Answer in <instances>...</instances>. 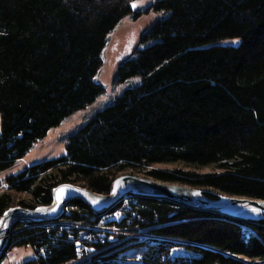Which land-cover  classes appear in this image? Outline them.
I'll return each mask as SVG.
<instances>
[{
    "label": "trees",
    "instance_id": "trees-1",
    "mask_svg": "<svg viewBox=\"0 0 264 264\" xmlns=\"http://www.w3.org/2000/svg\"><path fill=\"white\" fill-rule=\"evenodd\" d=\"M134 1L0 0V172L105 91L97 80L104 50L127 16L159 15L117 69L116 82H142L73 134L62 156L8 176L0 221L16 205L51 204L60 184L109 193L123 173L208 188L214 199H264V0H158L137 12ZM236 38L239 44L224 42ZM176 162L214 172L152 168ZM126 200L125 217L109 224L153 236L122 248L141 261L121 247L110 251V241L97 246L104 252L92 264H264V218L157 197ZM124 201L97 213L75 200L58 222H19L10 247L34 249L26 264L72 263L87 226L117 215ZM180 246L192 254L173 257Z\"/></svg>",
    "mask_w": 264,
    "mask_h": 264
},
{
    "label": "rangeland",
    "instance_id": "rangeland-1",
    "mask_svg": "<svg viewBox=\"0 0 264 264\" xmlns=\"http://www.w3.org/2000/svg\"><path fill=\"white\" fill-rule=\"evenodd\" d=\"M157 1L158 0H135L132 3V6L134 12H137L138 10L147 7ZM158 18L159 15L155 13L144 15L138 20H135L132 15H130L127 16L119 24V26L109 36L107 47L104 50V65L100 71L101 73L97 77L99 83L106 85L105 91L92 104L84 109L75 111L74 113L66 117L59 125L50 129L48 134L44 138L36 142L31 150L23 158L17 160L10 168L0 172V182H2V184L0 185V187L2 188L0 189V192L3 190V188L5 189L7 187V185L5 186V184L3 183L8 176L18 174L20 171L31 165L43 163L62 156L67 151V145L69 143L70 137L73 134H75L79 129L86 125L91 120V118H93L99 111L113 104L116 98L119 97L128 88L135 87L142 82L141 76L132 77L124 82H116V74L119 67V58L123 52H126V50H124L125 43H127V41L129 40L137 38L136 46H134V48L132 47L133 53L131 54V57L135 55L138 49L142 47L140 42L141 39L139 38L141 37L140 33L148 30L154 23V21ZM240 41L241 40L239 38L224 40V42H233L235 44H239ZM1 129L2 116L0 114V133ZM152 168L163 170L183 169L186 171H196L199 173L214 172V169L212 167H195L181 162L156 164L152 166ZM185 186H188L191 190L195 191L197 195L203 197H207L205 195V191L213 192V190L208 188L193 187L190 185ZM16 197L18 201L25 198L23 194H16ZM128 208V200H125L120 209L122 210V212L126 213ZM116 217L119 218L118 215L103 218V221L98 225V228L101 230L107 229L108 227L110 228V233L113 235L110 238L112 239L114 245L112 246V248H109L110 251L121 247L119 249L120 252L126 251L123 252L122 255H128L129 259H131L132 257L135 258V254H131L133 251L132 248H122L127 246L129 242V244H132L133 242L137 243L139 241H147L149 239H152L153 236L145 232L136 234H131L132 232L129 231L123 232V230L120 229L119 226L112 228L109 223L114 221L112 219ZM85 234L86 233L83 234L82 238L85 236ZM147 236L148 238L146 239ZM191 254V251L183 246L177 247L172 251L173 257L179 255L189 256ZM34 258H36V253L31 246H12L9 247V249L6 251L5 255L0 260V264H26V262L33 260Z\"/></svg>",
    "mask_w": 264,
    "mask_h": 264
},
{
    "label": "water",
    "instance_id": "water-1",
    "mask_svg": "<svg viewBox=\"0 0 264 264\" xmlns=\"http://www.w3.org/2000/svg\"><path fill=\"white\" fill-rule=\"evenodd\" d=\"M145 32L147 30L140 33L141 37ZM141 37L139 38L141 39ZM136 39L125 43L124 50L126 52L120 56L119 65L131 57L132 47L134 48L137 44ZM130 196L169 199L183 205L244 220L264 218V199L232 196L224 193L217 194L215 199L203 197L192 193L191 189L185 185L167 183L135 173H123L113 180L109 193H99L85 186L64 183L54 188L53 201L49 205L36 208L18 205L8 209L0 221V260L9 249L11 238L16 232L15 228L19 222L53 223L64 217L66 208L75 200H82L93 211L103 213Z\"/></svg>",
    "mask_w": 264,
    "mask_h": 264
},
{
    "label": "built area",
    "instance_id": "built-area-1",
    "mask_svg": "<svg viewBox=\"0 0 264 264\" xmlns=\"http://www.w3.org/2000/svg\"><path fill=\"white\" fill-rule=\"evenodd\" d=\"M71 208H73V206ZM68 211H69V206L66 209V213H68ZM121 212H122V210H119L117 213L119 218H117V217L116 218L118 220L125 217V215H126L125 212H122L123 215ZM73 225L75 227L83 226L82 223L73 224ZM98 225L99 224H96L94 226H87L90 231H87L83 238L76 240V245H77L78 251H79V257H78V259H76V261L69 263V264H92V262L94 261V258L96 256H98L99 254H101L102 252H104L103 250L98 249L97 246L99 244L106 245L110 241H111V243H113L112 239L110 238L111 236H113L110 233V228L107 226L108 227V228L106 227L107 229L101 230L98 228ZM111 226H112V228L117 227L116 225H111ZM120 229L123 230V228H120ZM114 231H115V228H114ZM124 231H126V230H123V232ZM133 233L136 234V232H132L131 234H133ZM138 233H141V232H138ZM112 246H114V245L112 244L108 248H111ZM134 260L135 261H141V257L137 256L134 258Z\"/></svg>",
    "mask_w": 264,
    "mask_h": 264
},
{
    "label": "bare ground",
    "instance_id": "bare-ground-1",
    "mask_svg": "<svg viewBox=\"0 0 264 264\" xmlns=\"http://www.w3.org/2000/svg\"><path fill=\"white\" fill-rule=\"evenodd\" d=\"M191 192L194 193V194H196L195 191H193V190H191ZM196 195H197V194H196ZM144 234H145V233H144ZM147 238H148V236L146 237V239H147ZM146 239H144V240H146Z\"/></svg>",
    "mask_w": 264,
    "mask_h": 264
},
{
    "label": "snow or ice",
    "instance_id": "snow-or-ice-1",
    "mask_svg": "<svg viewBox=\"0 0 264 264\" xmlns=\"http://www.w3.org/2000/svg\"><path fill=\"white\" fill-rule=\"evenodd\" d=\"M5 215H7V214H5Z\"/></svg>",
    "mask_w": 264,
    "mask_h": 264
}]
</instances>
